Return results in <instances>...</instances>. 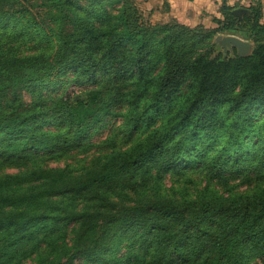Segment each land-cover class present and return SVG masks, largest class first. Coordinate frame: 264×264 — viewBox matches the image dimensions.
Returning <instances> with one entry per match:
<instances>
[{
    "label": "trees",
    "instance_id": "16d2710c",
    "mask_svg": "<svg viewBox=\"0 0 264 264\" xmlns=\"http://www.w3.org/2000/svg\"><path fill=\"white\" fill-rule=\"evenodd\" d=\"M236 9L0 0V264H264V13Z\"/></svg>",
    "mask_w": 264,
    "mask_h": 264
},
{
    "label": "crops",
    "instance_id": "0c3cea01",
    "mask_svg": "<svg viewBox=\"0 0 264 264\" xmlns=\"http://www.w3.org/2000/svg\"><path fill=\"white\" fill-rule=\"evenodd\" d=\"M141 15L147 18L150 24H167L164 17H172L178 24H185V17H199L208 14L207 1L209 0H132ZM217 4V6L215 5ZM229 5L237 8H246V0H228ZM216 12L220 7V0L212 2ZM207 8V9H206ZM219 15V14H218ZM165 21V22H164ZM168 21V20H167ZM188 27V26H187ZM210 29V28H205Z\"/></svg>",
    "mask_w": 264,
    "mask_h": 264
},
{
    "label": "rangeland",
    "instance_id": "374dc122",
    "mask_svg": "<svg viewBox=\"0 0 264 264\" xmlns=\"http://www.w3.org/2000/svg\"><path fill=\"white\" fill-rule=\"evenodd\" d=\"M214 0H209L207 1V7H208V14L203 15V16H199V17H185V24H187L186 26H188L189 28L192 29H199V28H210V29H217L218 25L214 22L215 19L219 18L218 13L216 12L217 7L214 8V4H212ZM259 3L262 6V10L264 13V0H246V8H257V4ZM215 5L217 6V4L215 3ZM207 9V8H206ZM143 17V16H142ZM172 17H164L163 19L166 21H164L165 23H173L175 22V20H170ZM144 21H147V18H142ZM168 20V21H167ZM177 23V22H176ZM70 90V89H69ZM78 90L75 88L74 92H77ZM113 125L112 122L107 123L106 126H104L101 130H99L97 132V134H95L92 137V142H98L100 140H103L109 132L110 127ZM51 167H55V166H61V164L59 165H55V164H51ZM253 264H263L259 261L254 262Z\"/></svg>",
    "mask_w": 264,
    "mask_h": 264
},
{
    "label": "water",
    "instance_id": "95a60500",
    "mask_svg": "<svg viewBox=\"0 0 264 264\" xmlns=\"http://www.w3.org/2000/svg\"><path fill=\"white\" fill-rule=\"evenodd\" d=\"M232 13L240 16L241 14H247V10L239 8ZM212 44L215 52H221L223 56L227 53L229 57L235 55L239 58H248L252 55V44L236 36L218 34L213 38Z\"/></svg>",
    "mask_w": 264,
    "mask_h": 264
}]
</instances>
